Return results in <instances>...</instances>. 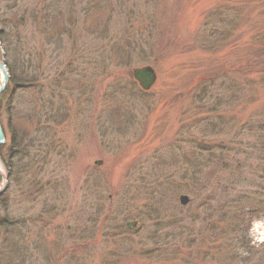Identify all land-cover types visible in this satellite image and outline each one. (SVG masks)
Segmentation results:
<instances>
[{
	"label": "rangeland",
	"instance_id": "rangeland-1",
	"mask_svg": "<svg viewBox=\"0 0 264 264\" xmlns=\"http://www.w3.org/2000/svg\"><path fill=\"white\" fill-rule=\"evenodd\" d=\"M16 12L0 62L40 63L14 106L46 122H21L14 179L0 158V264H264V69L236 70L264 0H0Z\"/></svg>",
	"mask_w": 264,
	"mask_h": 264
},
{
	"label": "trees",
	"instance_id": "trees-1",
	"mask_svg": "<svg viewBox=\"0 0 264 264\" xmlns=\"http://www.w3.org/2000/svg\"><path fill=\"white\" fill-rule=\"evenodd\" d=\"M16 10L17 7H14V11ZM18 12L14 13L10 20H4L5 17L3 19H0V41L3 40V35H5L4 32H2L1 30L2 25H7L9 28H18L14 31H18L20 26L23 25L22 21L24 20V18L22 16H25L26 11L23 12L22 16L20 15L22 12L20 14ZM10 13H12V11ZM258 50L259 51L252 58H249L244 61L241 65L236 66V70L240 71L242 74L252 71H259L260 69L263 71L264 63L260 61V58L264 55V44ZM0 56H3V53L0 52ZM6 64L9 70L10 78L7 90L0 95V114L4 109L3 100L8 97L11 103L7 105V112L9 113V116L14 113V118L16 119L9 120L8 130H6L7 141L6 144L0 148V158L5 167L7 168L10 178L14 179V154H16L17 156H23L24 151L26 150L25 144L29 140V137H31L30 134L26 133V131L28 130H24V128H21V122L33 123L34 121H37L39 124H44V121L46 122V117L42 116L41 118V116H37L36 113L33 114L34 112L31 111L30 114H25L26 116L29 115L28 120H26L24 119L25 117H20L21 115L17 112L18 110L14 106V92H16L17 90L20 91L19 93H23V91L33 92L34 90L38 89V78L40 76H37L36 72L42 69L40 63L35 67L36 70L34 73H31L32 76L30 78H26L24 76V74L27 73L26 65H22L21 70L18 72V69L15 68L14 63L11 62L9 56L6 57ZM260 66H262L263 68H261ZM38 72L40 73V71ZM15 123H18V126H15ZM47 130L48 128L46 129V131ZM41 133H43V131H41L39 134ZM29 147H27V151ZM9 197L10 196L5 195L0 196V207H6V203Z\"/></svg>",
	"mask_w": 264,
	"mask_h": 264
},
{
	"label": "water",
	"instance_id": "water-1",
	"mask_svg": "<svg viewBox=\"0 0 264 264\" xmlns=\"http://www.w3.org/2000/svg\"><path fill=\"white\" fill-rule=\"evenodd\" d=\"M0 70L2 71V74L4 73L5 76L4 79L5 81L0 84V92H1L9 81V75L6 65L2 62H0ZM134 76L144 90H149L157 79L156 72L151 67L136 69L134 71ZM5 142H6L5 134L0 124V145L4 144ZM182 202L183 204H187L188 197H182Z\"/></svg>",
	"mask_w": 264,
	"mask_h": 264
},
{
	"label": "bare ground",
	"instance_id": "bare-ground-1",
	"mask_svg": "<svg viewBox=\"0 0 264 264\" xmlns=\"http://www.w3.org/2000/svg\"><path fill=\"white\" fill-rule=\"evenodd\" d=\"M1 73H2V71H0V84L3 83V79H4V78L1 76V75H2Z\"/></svg>",
	"mask_w": 264,
	"mask_h": 264
},
{
	"label": "clouds",
	"instance_id": "clouds-1",
	"mask_svg": "<svg viewBox=\"0 0 264 264\" xmlns=\"http://www.w3.org/2000/svg\"><path fill=\"white\" fill-rule=\"evenodd\" d=\"M257 239H258V238L253 237V242H254V243L257 242Z\"/></svg>",
	"mask_w": 264,
	"mask_h": 264
}]
</instances>
